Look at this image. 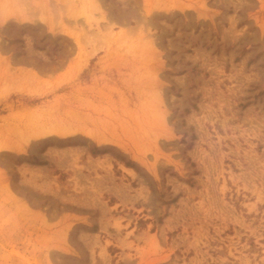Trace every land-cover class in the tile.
<instances>
[{"label":"rangeland","instance_id":"1","mask_svg":"<svg viewBox=\"0 0 264 264\" xmlns=\"http://www.w3.org/2000/svg\"><path fill=\"white\" fill-rule=\"evenodd\" d=\"M0 264H264V0H0Z\"/></svg>","mask_w":264,"mask_h":264}]
</instances>
